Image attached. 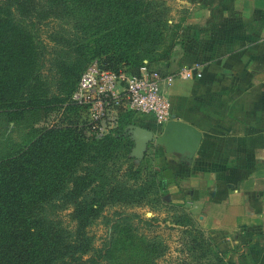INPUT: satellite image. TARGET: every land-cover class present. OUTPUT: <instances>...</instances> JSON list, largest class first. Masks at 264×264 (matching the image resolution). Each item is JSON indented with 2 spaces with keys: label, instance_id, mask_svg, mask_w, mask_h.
I'll use <instances>...</instances> for the list:
<instances>
[{
  "label": "trees",
  "instance_id": "trees-1",
  "mask_svg": "<svg viewBox=\"0 0 264 264\" xmlns=\"http://www.w3.org/2000/svg\"><path fill=\"white\" fill-rule=\"evenodd\" d=\"M184 17L166 0H0V117L33 127L72 104L94 59L116 70L169 59L183 41ZM119 122L102 136L70 121L45 125L0 153V264H159L165 244L139 231L130 214L114 220L98 248L87 229L106 205L140 206L162 188L141 165L122 168L132 113L121 112ZM188 218L178 212L171 221L188 227ZM198 235L191 247L201 244ZM217 255L210 264L223 263Z\"/></svg>",
  "mask_w": 264,
  "mask_h": 264
},
{
  "label": "crops",
  "instance_id": "crops-1",
  "mask_svg": "<svg viewBox=\"0 0 264 264\" xmlns=\"http://www.w3.org/2000/svg\"><path fill=\"white\" fill-rule=\"evenodd\" d=\"M180 1L183 41L150 66L164 74L199 64L200 76L175 77L165 89L170 118L195 126L201 141L193 153L174 150L150 113L131 112L129 129L135 139L137 127L149 128L160 141L170 198L187 205L218 249L252 247L264 240V0Z\"/></svg>",
  "mask_w": 264,
  "mask_h": 264
},
{
  "label": "rangeland",
  "instance_id": "rangeland-1",
  "mask_svg": "<svg viewBox=\"0 0 264 264\" xmlns=\"http://www.w3.org/2000/svg\"><path fill=\"white\" fill-rule=\"evenodd\" d=\"M166 2L171 6V13L174 14L175 18L185 15L186 7L182 6L180 0H166ZM41 34L44 35V31ZM68 105L47 111L35 122L33 127L0 117V153L10 152L22 147L34 135V128L53 123L70 121L76 123L78 127H82L87 134H94V128L88 125L85 110L74 105L69 108ZM106 121L107 119H105ZM118 124H120L119 118L112 127H109L107 121V130L111 132ZM129 125L130 123L124 126L123 132L132 139V145L127 155L129 159H124V157L120 159L122 168H126L130 162L133 167L141 165V175L145 176L144 174L152 171L154 174L153 180L157 182L160 179L159 168H161V165H159V162H163V160L157 158L159 156L157 152L161 151L159 147L161 143L155 137H152L147 139L144 148L143 145L141 146L142 150L140 148H138L139 150L135 149L136 141L129 129ZM157 134L158 132L155 131V136ZM141 161L143 162L142 164ZM165 187L158 188L156 185L155 192L150 195V202L140 206L118 203L106 205L101 215L87 226V229L93 235L94 245L97 248L101 246L108 236L110 226L115 219L123 214H130L132 215L133 224L137 226L139 231L158 234L156 238L161 239L162 243L165 244L163 254L157 258L159 264H210V260H215L217 254V256L222 258V264H264V240H257L252 247L237 243L235 247L227 248L224 251L218 249L208 233L194 221L191 215L192 212L187 205L173 201ZM67 211L68 209L63 210L65 217H67ZM178 212L188 213V227L171 221L173 215ZM150 217L153 219L148 220ZM193 232L199 234V240L201 241V244L195 247H191L190 242L188 243Z\"/></svg>",
  "mask_w": 264,
  "mask_h": 264
},
{
  "label": "built area",
  "instance_id": "built-area-1",
  "mask_svg": "<svg viewBox=\"0 0 264 264\" xmlns=\"http://www.w3.org/2000/svg\"><path fill=\"white\" fill-rule=\"evenodd\" d=\"M201 73L197 63L163 74L147 60L133 68L116 70L94 59L81 72L69 102L85 110L88 125L94 128L96 136L108 133L107 121L112 127L123 111L150 113L162 124L171 116L166 86L175 77L186 79Z\"/></svg>",
  "mask_w": 264,
  "mask_h": 264
},
{
  "label": "water",
  "instance_id": "water-1",
  "mask_svg": "<svg viewBox=\"0 0 264 264\" xmlns=\"http://www.w3.org/2000/svg\"><path fill=\"white\" fill-rule=\"evenodd\" d=\"M135 139L137 148H141L145 140L152 136V131L149 128L137 127L135 130ZM167 139V144L178 152L187 150L193 153L200 141L202 134L192 124L176 118L168 119L163 126V136ZM162 186H166L168 182L173 180L172 169L167 167L159 171Z\"/></svg>",
  "mask_w": 264,
  "mask_h": 264
}]
</instances>
